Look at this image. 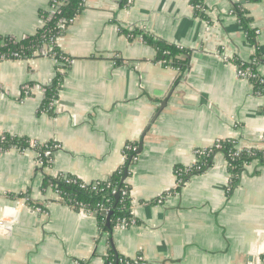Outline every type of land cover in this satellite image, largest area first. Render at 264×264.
<instances>
[{
	"label": "crops",
	"instance_id": "obj_1",
	"mask_svg": "<svg viewBox=\"0 0 264 264\" xmlns=\"http://www.w3.org/2000/svg\"><path fill=\"white\" fill-rule=\"evenodd\" d=\"M199 2L201 12L191 0H86L57 40L68 67L45 55L0 60V136L59 145L47 167L31 149L0 152V264H107L109 245L121 264H262L264 161L254 157L233 177L217 151L182 181L176 169L223 140L264 154V92L235 64L258 58L264 78V0ZM50 3L0 0V35L34 34ZM235 5L247 11L253 42ZM144 34L187 49L188 66L163 64ZM58 73V97L43 110L39 88ZM140 140L125 180L131 220L111 232L43 187L61 174L106 180Z\"/></svg>",
	"mask_w": 264,
	"mask_h": 264
},
{
	"label": "trees",
	"instance_id": "obj_2",
	"mask_svg": "<svg viewBox=\"0 0 264 264\" xmlns=\"http://www.w3.org/2000/svg\"><path fill=\"white\" fill-rule=\"evenodd\" d=\"M59 4L55 7V12L47 20L49 16L48 10L41 12L40 17L43 20L42 25L32 35L25 36L16 40L11 36L0 35V56L6 59H14L13 53H18L19 59H30L41 55L40 49L45 42L48 53H53L54 57L59 61V57H65L69 61V57L64 54L56 43V39L62 36L64 27L68 24L65 23L62 28L58 26L61 19L69 21L73 19L84 8L86 0H56ZM124 1V0H123ZM196 9L201 12L202 5L199 0H191ZM50 5V4H49ZM233 13L237 16L239 24L247 32V36L251 42L254 41V30L250 27V18L247 16V11L242 8L241 5H235ZM44 37V40H43ZM46 38V40H45ZM143 41L153 47L157 52L158 60H161L163 64L177 67L181 70L185 69L189 63V51L174 44H168L162 40L154 39L148 34L142 36ZM49 39H53L50 41ZM255 60L250 62H243L236 60L235 64L238 69L244 70L246 67L250 68L254 72ZM67 65L66 67H68ZM259 76L248 77L249 82L253 86L255 93L264 92V83ZM63 83V74L58 73L53 79L49 87L46 88L45 97L41 103V109H52L50 102L57 99L59 91ZM53 143H40L37 141L32 142L23 137L12 136L4 134L0 136V152L11 148L17 150L31 149L34 152L50 151L48 157L42 156V167H47L52 162V154L55 151ZM129 148L123 150L124 162L123 164L106 180L84 183L77 179L75 176L67 174H61L56 178L46 177L43 181V187L48 185L55 190L64 204L69 206L82 205L87 211H90L95 215L98 227L102 231L111 232L113 227L118 224L119 220H129V208H130V194L129 186L126 183V178L129 175V166L135 161L136 149L135 145L129 143ZM221 148L219 150L211 148L209 156L200 157L199 163L192 167L191 171L186 174L183 171V167H177V176L188 177L190 174L199 173L210 163V156L220 151L224 154L228 161V172L236 177L242 171L244 165L251 161L254 157H259L264 161V154L257 150L242 151L238 156H231L230 152L233 151L231 140L220 141ZM127 174L126 178L122 181L124 174ZM181 174V175H180ZM186 174V175H185ZM113 191L115 193H113ZM125 191V194H122ZM118 195V197H116ZM107 207L108 213H104L101 207ZM110 213V215H109ZM109 215V216H108ZM108 216V218H107ZM108 223V225H107ZM121 257L118 255L113 247L109 245L106 258L107 264H121L124 261H120ZM264 262V255L262 256Z\"/></svg>",
	"mask_w": 264,
	"mask_h": 264
},
{
	"label": "built area",
	"instance_id": "obj_3",
	"mask_svg": "<svg viewBox=\"0 0 264 264\" xmlns=\"http://www.w3.org/2000/svg\"><path fill=\"white\" fill-rule=\"evenodd\" d=\"M134 0H124L123 2L126 4V5H129V4H131L132 2H133ZM57 4H59L56 0H51V3H50V5H49V8H48V12H49V16H48V18H47V20H49V18L52 16V14L55 12V7H56V5ZM72 21V19H70L69 21H66L65 19H61L60 21H59V23H58V26L60 27V28H62V26L65 24V23H69V22H71ZM42 23H43V20H42V18H41V25H42ZM40 25V26H41ZM16 40H18V39H16ZM43 40H44V37H43ZM45 40H46V38H45ZM50 41H52L53 39H49ZM57 40L58 39H56L55 41H56V43H57ZM46 43L44 42L43 43V47L40 49V51H39V53L41 54V55H45V56H49V57H51L54 61H55V64L58 66V67H63V68H65L67 65H69L70 64V61L67 59V58H65V57H59L58 59H59V61L54 57V54L53 53H48V51H47V47H46V45H45ZM59 47V46H58ZM12 56L14 57V59H19L18 57H19V55H18V53H13L12 54ZM6 58L5 57H3V56H0V60H5ZM9 60H11V59H9ZM237 73H238V75L239 76H241V77H243V78H246V79H248V77H255V76H258L256 73H253L252 72V70L250 69V68H248V67H246L244 70H240V69H237ZM262 82L264 83V80L262 79ZM23 94H25V95H28L29 94V86H23ZM39 91H40V93L42 94V96H43V99H44V97H45V92H46V88L45 87H41V88H39ZM54 102L55 101H53V102H50V106L52 105H54ZM231 143H232V148H233V151L232 152H230V154H231V156H238L240 153H241V151H239L236 147H235V142L233 141V140H231ZM59 147V145H56V144H54L53 145V148L54 149H57ZM125 148H129L130 149V146H126ZM213 148L214 149H217V150H219L220 148H221V146H220V142H217V143H215V145L213 146ZM135 149H136V147H135ZM210 152H211V150H197L196 151V155L198 156V157H206V156H209V154H210ZM50 155V151L48 150V151H44L43 152V154L42 153H40V152H35V158H36V161H37V163H38V165L39 166H43V162H42V156H44V157H48ZM125 158V157H124ZM136 159V158H135ZM134 159V160H135ZM226 164H227V166H228V161H227V159H226ZM192 167L193 166H191V167H184L181 171H183L184 173H186V174H188L190 171H191V169H192ZM185 174V175H186ZM181 175V174H180ZM183 180V176H180L179 177V181H182ZM113 193H115L114 191H113ZM122 194H125V191H122ZM71 207H75V208H80V209H85L81 204L80 205H77V207L76 206H71ZM86 210V209H85ZM101 210L106 214V213H108L109 212V209L107 208V207H101ZM131 214V213H130ZM130 219V218H129ZM131 220V219H130ZM127 222H129L128 220L126 221V220H124V219H122V220H119V222H118V225L119 224H126ZM133 224H134V221L132 222ZM262 264H264V262H262Z\"/></svg>",
	"mask_w": 264,
	"mask_h": 264
},
{
	"label": "water",
	"instance_id": "obj_4",
	"mask_svg": "<svg viewBox=\"0 0 264 264\" xmlns=\"http://www.w3.org/2000/svg\"><path fill=\"white\" fill-rule=\"evenodd\" d=\"M160 110H161V108H159L158 111H157L156 113L158 114V112H159ZM157 114H155L154 117H156ZM141 149H142V142H141V140H140L139 143H138V149H136V154L139 153V152L141 151ZM126 176H127V174H126V172H125V174H124V176H123V178H122V181L126 178ZM116 197H118V195H116ZM109 215H110V213H109ZM109 215H108V216H109ZM108 216H107V218H108ZM107 225H108V223H107ZM111 243H112V240H111ZM112 247H114V246H112Z\"/></svg>",
	"mask_w": 264,
	"mask_h": 264
}]
</instances>
